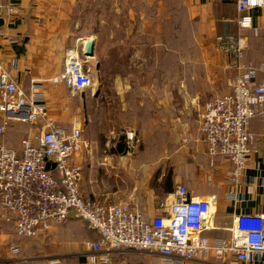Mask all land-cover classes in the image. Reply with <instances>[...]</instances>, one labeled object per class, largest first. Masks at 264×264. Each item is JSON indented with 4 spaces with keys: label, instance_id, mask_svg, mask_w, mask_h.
<instances>
[{
    "label": "built area",
    "instance_id": "1",
    "mask_svg": "<svg viewBox=\"0 0 264 264\" xmlns=\"http://www.w3.org/2000/svg\"><path fill=\"white\" fill-rule=\"evenodd\" d=\"M240 30L252 26L249 15L263 0H234ZM14 0L0 4V20L16 14ZM1 34V29H0ZM235 72L230 92L217 95L199 115L202 144L206 155L230 164L228 183L236 185L246 166L251 135L248 130L257 109L264 104V82H256V71L244 62V43L240 37L218 38ZM82 52H84V43ZM81 46V45H80ZM78 45L65 55L64 70L53 82H62L72 99L91 87V75ZM17 70V62L12 63ZM42 82L32 81L26 93L0 62V137L12 124H25L32 131L20 142V151L0 144V218L14 227L21 239L35 238L54 225L72 220L83 222L99 235V242H84L88 262L109 264L108 254L143 252L158 255L166 264L205 261L211 255L244 264H264V215H238L229 237L209 241L203 236L212 217V200L194 199L178 186L172 200H162L158 213L146 217L133 200L119 204H99L81 193V166L77 159L89 149L79 122L69 127L50 117L42 92ZM128 147L134 143L129 129L122 133ZM171 196V195H170ZM228 198L236 201L234 191ZM9 251L20 253L14 244ZM100 252L105 255L98 256Z\"/></svg>",
    "mask_w": 264,
    "mask_h": 264
},
{
    "label": "crops",
    "instance_id": "2",
    "mask_svg": "<svg viewBox=\"0 0 264 264\" xmlns=\"http://www.w3.org/2000/svg\"><path fill=\"white\" fill-rule=\"evenodd\" d=\"M75 1L14 0L17 5L16 14L0 20V62L12 74L17 85L26 93L29 92L32 81L42 82V92L48 113L54 121L64 127H69L72 121L76 120L84 131V100H81L83 110L80 114V111L73 109L74 100L70 98L68 88L62 82L52 81L59 77L64 70L66 52L72 47L80 46L84 42L83 39L86 41L84 45H87V41L90 40L88 37L80 38L76 28L73 27ZM181 1L187 24L194 30L191 45L201 52V55H198L196 59L193 54V60L207 64L216 62L218 65H215V68H218L220 76L222 51L218 38L240 37L243 39L245 47L244 60L245 58L251 60V67L256 71V82H264V0L261 7L254 8L249 13L252 18L251 28L243 30H240L237 25L238 13L234 0ZM4 3L5 0H0V4ZM95 51H97L96 43L94 54ZM14 61L17 62L16 71L12 68ZM139 61L140 69L144 57L139 58ZM206 66H208L207 69H211L210 64ZM140 77L143 79L142 72L139 70V79ZM170 81L171 84L162 86L159 93L169 94V98L167 97L165 100L169 99L173 104L175 97L177 99L183 92L187 93L185 86L189 87L190 81L181 84L178 71L175 76L172 75ZM125 84L123 87L125 94L128 91L139 95L147 93L148 89L141 84L136 87L137 92L135 88ZM120 89V87H115L113 90L118 92ZM86 91L87 89L82 92L81 96L85 95ZM159 100L161 99H158L157 103L162 107L164 99ZM190 100L191 103L188 105L192 106V111H195L196 107L205 109L208 104L205 102L204 105L203 101L196 97H191ZM138 108L142 109L141 104ZM183 120L177 115L169 123L165 121L163 124L167 125L168 123L170 132L174 133L178 127L184 126L186 120ZM194 124H196L195 121ZM19 127L8 128L3 137H0V144L20 151V143L16 139ZM27 129L31 132L33 128L28 127ZM248 130L251 135L249 155L236 185L228 183L226 180V173L230 168V164L226 160L216 159L214 160L215 164L211 165V160L207 157L202 144V133L199 130L200 134L199 132L197 134L190 133L187 145L183 146L186 160H179L178 165L175 164L172 169L170 177L172 192L164 190L161 195L150 198V207L144 211L145 213L140 209L143 215L146 217L155 216L158 213L160 202L162 200L171 201L172 194L178 186H183L191 198L213 201V214L208 227L203 232V236L209 241L228 238L229 229L234 218L238 215H264V104L257 109L249 123ZM112 154L120 156L114 152V149ZM230 191H234L236 201L228 198ZM17 238L14 235V227L0 219V264H90L88 262L89 251L83 243L99 242L100 240L97 233L90 231L79 220H72L66 225H54L46 233L28 239L27 244L22 243L24 239ZM12 243L21 245H19L20 253L18 255L10 253L8 246L10 247ZM30 254L33 256H29ZM103 255H105L104 252L98 254V256ZM108 256L109 264H166L164 258L143 252L113 251ZM181 264L244 263L235 262L230 258L219 259L211 255L205 261H182Z\"/></svg>",
    "mask_w": 264,
    "mask_h": 264
},
{
    "label": "rangeland",
    "instance_id": "3",
    "mask_svg": "<svg viewBox=\"0 0 264 264\" xmlns=\"http://www.w3.org/2000/svg\"><path fill=\"white\" fill-rule=\"evenodd\" d=\"M73 8L77 35L95 39L97 46L93 58H87L82 44L78 45L90 71L91 87L85 95L72 100L73 109L80 114L84 100L83 135L89 143L88 151L77 159L82 169L81 193L99 204L133 200L145 213L150 198L164 193L174 165L186 160L183 146L187 145L188 135L200 134L199 115L205 109L196 107L192 111L190 98L201 99L204 104L214 96L229 93L235 72L226 69L229 60L223 52L220 76L216 62H209L211 69H207V63L193 60L201 52L191 45L194 30L187 24L181 0H76ZM250 61L244 60L251 67ZM139 70L143 79H139ZM177 71L181 84L190 81V86H185L187 93L175 97L172 104L165 100L169 94L159 91L171 84L169 80ZM124 84L133 89L141 84L148 90L145 95L129 91L125 94ZM115 87L122 90L117 92ZM162 98L161 107L157 102ZM140 104L142 109L138 108ZM177 115L186 124L171 133L168 123ZM28 127H19V143L28 135ZM128 129L134 134L132 147L122 137ZM119 145L125 153L112 154ZM27 242L28 239L22 241Z\"/></svg>",
    "mask_w": 264,
    "mask_h": 264
},
{
    "label": "trees",
    "instance_id": "4",
    "mask_svg": "<svg viewBox=\"0 0 264 264\" xmlns=\"http://www.w3.org/2000/svg\"><path fill=\"white\" fill-rule=\"evenodd\" d=\"M234 72V71H233ZM84 95V94H83ZM82 95V96H83ZM81 96V97H82ZM80 98V97H79ZM76 100V99H75ZM23 124H12L10 127H9V129H11V128H13V127H16V126H22ZM33 131H37V129L35 128ZM38 134V132L36 133V135ZM1 137H3V136H1ZM84 137V136H83ZM114 152L115 153H117V154H120V155H123L124 153H125V149H123V147H122V145H119L118 147H117V149H114ZM166 185H165V191L166 192H172V188H171V183H170V177L167 179V181H166V183H165ZM13 226V225H12ZM16 237V236H15ZM18 239V238H17ZM19 240H21V239H19ZM23 240V239H22ZM21 240V241H22ZM24 240H26V239H24Z\"/></svg>",
    "mask_w": 264,
    "mask_h": 264
},
{
    "label": "water",
    "instance_id": "5",
    "mask_svg": "<svg viewBox=\"0 0 264 264\" xmlns=\"http://www.w3.org/2000/svg\"><path fill=\"white\" fill-rule=\"evenodd\" d=\"M87 46H86V50L84 51V56L87 58H93L94 56V40L90 39L89 41H87ZM98 90L96 91V94L98 93Z\"/></svg>",
    "mask_w": 264,
    "mask_h": 264
},
{
    "label": "bare ground",
    "instance_id": "6",
    "mask_svg": "<svg viewBox=\"0 0 264 264\" xmlns=\"http://www.w3.org/2000/svg\"><path fill=\"white\" fill-rule=\"evenodd\" d=\"M86 46H87V45H84V51L86 50Z\"/></svg>",
    "mask_w": 264,
    "mask_h": 264
}]
</instances>
